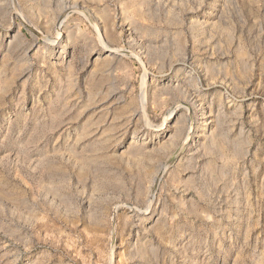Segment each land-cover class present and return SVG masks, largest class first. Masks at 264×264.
Here are the masks:
<instances>
[{
  "label": "rangeland",
  "instance_id": "1",
  "mask_svg": "<svg viewBox=\"0 0 264 264\" xmlns=\"http://www.w3.org/2000/svg\"><path fill=\"white\" fill-rule=\"evenodd\" d=\"M0 264H264V0H0Z\"/></svg>",
  "mask_w": 264,
  "mask_h": 264
}]
</instances>
